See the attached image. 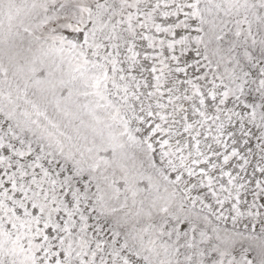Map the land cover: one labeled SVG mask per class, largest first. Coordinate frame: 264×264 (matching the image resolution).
<instances>
[{"label":"snow or ice","instance_id":"6c2138e0","mask_svg":"<svg viewBox=\"0 0 264 264\" xmlns=\"http://www.w3.org/2000/svg\"><path fill=\"white\" fill-rule=\"evenodd\" d=\"M0 264H264V0H0Z\"/></svg>","mask_w":264,"mask_h":264}]
</instances>
